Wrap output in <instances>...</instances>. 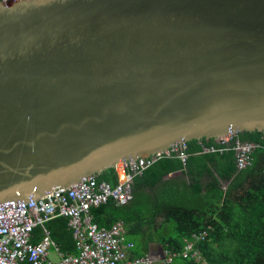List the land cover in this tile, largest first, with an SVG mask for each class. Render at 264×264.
<instances>
[{
	"label": "water",
	"instance_id": "95a60500",
	"mask_svg": "<svg viewBox=\"0 0 264 264\" xmlns=\"http://www.w3.org/2000/svg\"><path fill=\"white\" fill-rule=\"evenodd\" d=\"M257 131L264 0H0V207Z\"/></svg>",
	"mask_w": 264,
	"mask_h": 264
},
{
	"label": "trees",
	"instance_id": "16d2710c",
	"mask_svg": "<svg viewBox=\"0 0 264 264\" xmlns=\"http://www.w3.org/2000/svg\"><path fill=\"white\" fill-rule=\"evenodd\" d=\"M240 136L261 145L255 151L253 165L247 169H238L232 148L203 152V146L225 147L217 138L190 141L186 164L176 155L158 160L136 178L135 199L130 205L121 207L109 201L92 208L93 222L109 229L124 221L127 235L140 237L131 242L127 238V242L136 243V256L148 254L150 242H157L163 251L180 254L193 234L208 231V239L196 245L202 261L178 256L173 264H264V133L244 132ZM179 169H184L187 184L183 180L182 186H163L164 176ZM97 177L99 181L117 183L115 168ZM143 190L152 194L151 207L135 206L138 199L147 197ZM182 194L183 202L175 199ZM48 227L66 254L78 253L68 218H57ZM41 236L39 228L35 242Z\"/></svg>",
	"mask_w": 264,
	"mask_h": 264
},
{
	"label": "built area",
	"instance_id": "2783aa9c",
	"mask_svg": "<svg viewBox=\"0 0 264 264\" xmlns=\"http://www.w3.org/2000/svg\"><path fill=\"white\" fill-rule=\"evenodd\" d=\"M223 148L203 146V152L236 151L239 170L252 166L255 151L260 143L242 139L240 133L218 138ZM176 155L186 164L189 157L188 144L177 143L168 150L139 161H126L116 169L117 183L99 181L97 174L82 177V180L65 189L28 202L0 207V264H173L176 257L202 261L196 245L208 239L204 231L185 241L180 254L162 251L161 254H134L135 244L127 242V227L124 221L111 228L99 227L93 222L92 208L114 201L116 206H128L135 199L134 185L138 176L162 158ZM65 217L74 232L78 253L66 254L53 239L48 224ZM42 228L41 240L35 242V231ZM55 249L60 260L50 258Z\"/></svg>",
	"mask_w": 264,
	"mask_h": 264
},
{
	"label": "crops",
	"instance_id": "0c3cea01",
	"mask_svg": "<svg viewBox=\"0 0 264 264\" xmlns=\"http://www.w3.org/2000/svg\"><path fill=\"white\" fill-rule=\"evenodd\" d=\"M185 181V183L187 184L188 182V177L184 171V169H179V170H176V171H172L168 174H166L163 178V186H171V187H176L178 185L182 186V181ZM145 192L146 196L148 197H144V200H140L138 199V203H136V207L137 206H143V208L146 206V205H149L152 200H151V197H152V194L149 190H143V193ZM184 195H180L179 198H175L176 200H179L180 202H183V197ZM185 197V196H184ZM137 200V199H136ZM143 202V203H142ZM150 206V205H149ZM151 207V206H150ZM70 227V226H69ZM142 235L145 237L146 234H143ZM193 236V235H192ZM144 242L146 241V238L143 239ZM131 242V241H130ZM135 243V242H133ZM136 244V243H135ZM149 246V253L151 254H156L155 253V249L158 247L161 251L160 253L163 251V248L157 243V242H150L148 244ZM141 248L138 247V252ZM136 250H137V246H136ZM137 252V251H136ZM140 253V252H139Z\"/></svg>",
	"mask_w": 264,
	"mask_h": 264
},
{
	"label": "rangeland",
	"instance_id": "374dc122",
	"mask_svg": "<svg viewBox=\"0 0 264 264\" xmlns=\"http://www.w3.org/2000/svg\"><path fill=\"white\" fill-rule=\"evenodd\" d=\"M127 238H128V240L130 241H137V239L138 240H140V237L139 236H136L135 234L133 235V234H128L127 235ZM160 249L157 247L156 249H155V253L156 254H161L160 253ZM50 258L53 260V261H58V260H60V256H59V254H58V252H56V250L55 249H52L51 250V253H50Z\"/></svg>",
	"mask_w": 264,
	"mask_h": 264
}]
</instances>
